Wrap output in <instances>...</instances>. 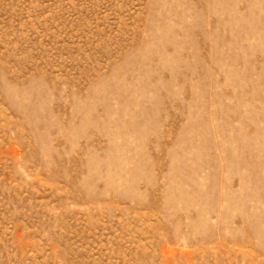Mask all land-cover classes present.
Listing matches in <instances>:
<instances>
[{
  "label": "rangeland",
  "instance_id": "obj_1",
  "mask_svg": "<svg viewBox=\"0 0 264 264\" xmlns=\"http://www.w3.org/2000/svg\"><path fill=\"white\" fill-rule=\"evenodd\" d=\"M0 264H264V0H0Z\"/></svg>",
  "mask_w": 264,
  "mask_h": 264
}]
</instances>
